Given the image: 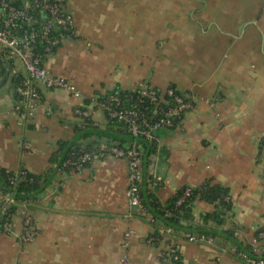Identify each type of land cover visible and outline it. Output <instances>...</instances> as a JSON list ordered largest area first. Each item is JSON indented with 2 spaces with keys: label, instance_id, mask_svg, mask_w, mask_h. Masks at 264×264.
Listing matches in <instances>:
<instances>
[{
  "label": "crops",
  "instance_id": "1",
  "mask_svg": "<svg viewBox=\"0 0 264 264\" xmlns=\"http://www.w3.org/2000/svg\"><path fill=\"white\" fill-rule=\"evenodd\" d=\"M66 6L74 35L45 55L44 65L72 81L81 98L39 83L41 102L21 124L10 75L0 77V168L53 174L29 199L32 240L19 238L20 210L12 232H0V264H163L169 241L149 243L154 225L127 204L125 158L99 159L79 173L53 161L60 141L89 140L75 136L77 105L140 84L173 85L195 97L175 127L157 132L147 189L164 203L182 186L209 180L227 187L232 213L223 228L255 245L254 233L264 228V0H66ZM84 108L105 129L104 111L93 103ZM212 210L196 200L191 225H202ZM128 229L134 233L122 246ZM173 235L174 264H245L219 235L212 244Z\"/></svg>",
  "mask_w": 264,
  "mask_h": 264
},
{
  "label": "built area",
  "instance_id": "2",
  "mask_svg": "<svg viewBox=\"0 0 264 264\" xmlns=\"http://www.w3.org/2000/svg\"><path fill=\"white\" fill-rule=\"evenodd\" d=\"M74 35L73 17L67 9L66 0H0V61L9 65L7 70L10 77L15 79L13 88L14 110L21 124L28 123L34 116L35 110L41 102V92L38 84L49 89H62L72 96L81 98L80 91L69 79L53 74L45 65V55L57 48L61 41ZM136 95L109 93L102 99H91L100 109L107 110L111 118L116 119L125 127L131 140L120 145L106 137H89L78 148H70L63 166L79 173L85 165L106 157L125 158L127 162V204L141 217L149 219L159 233H173L171 227L161 220L151 217L142 202V185L145 180L143 168V153L136 142L137 137L147 140L155 139V131L176 126L183 116L195 107V97L191 93L179 94L172 87L158 92L154 87L140 84ZM125 98V99H124ZM153 103L152 110L147 113L143 101ZM204 101L213 106V99ZM74 115L79 124L80 118L88 113L83 104L77 105ZM7 180L15 185L17 181L26 178L24 169L8 170ZM188 189L185 194L188 193ZM30 198L16 201L13 193L0 196V232L11 233L15 225L17 211H21V232L19 238L23 242L31 241L34 236L33 218L29 212ZM181 199L178 201L180 202ZM17 205L15 211L8 208ZM131 216V214H129ZM134 233L128 229L124 233L122 246H126L128 238ZM188 241H204L212 244L216 241L213 235L202 233L178 232ZM237 236V232L234 233ZM153 237L147 241L152 243ZM256 254H264V247L257 243L264 242V231L254 237ZM248 264H264V259L241 254ZM126 257H123L125 260ZM179 260V253L175 244L170 240L165 251L160 254L163 264H174Z\"/></svg>",
  "mask_w": 264,
  "mask_h": 264
},
{
  "label": "trees",
  "instance_id": "3",
  "mask_svg": "<svg viewBox=\"0 0 264 264\" xmlns=\"http://www.w3.org/2000/svg\"><path fill=\"white\" fill-rule=\"evenodd\" d=\"M8 66L9 65L4 66V63L0 61V77L3 75H8ZM10 81L14 88L15 79L13 77H10ZM168 87L174 88L173 85H170ZM155 89L158 92L161 91L160 89ZM137 92L138 89L132 91L129 89L115 88L103 95H99L97 99H102L109 93H120L135 96ZM176 92L182 94V92L178 90H176ZM88 103H92V101L90 99H87L84 104ZM152 104L153 103L148 102L144 99L142 105L143 107H147V113L152 110ZM103 111L106 118L105 129H100L93 122L91 117L87 115L79 119L81 120V123L75 127V136L77 138H87L91 136L106 137L110 140L118 142L120 145L131 140V136L125 131L124 125L118 122L116 119L109 117L107 110ZM171 128L173 127L165 129ZM86 130H94L95 132L85 133L79 136L80 133ZM159 130L162 129H158L155 131V139L153 140H147L144 137L136 138V142L142 149L143 168L145 172V180L141 190L142 202L146 207L149 215L155 219L161 220L166 226L171 227L174 232L185 231L189 233H202L205 235H219L220 237L233 242L235 244V250L237 253H239L240 256L242 253H245L250 257H263L264 259V254L258 255L255 253V245L244 243L237 239V237L234 235V228H223L226 218L232 213V203L230 199L229 189L227 187L208 180L197 187L182 186L164 203L159 202L153 197L152 193L149 191V189H147L148 177L146 175V169L148 167V164L150 163L149 157L157 151L156 136ZM72 146L74 148H78L77 140L60 141L59 148L53 156V161L58 162V167H64L63 162L67 158L69 150ZM18 169H24L27 171L26 178L23 180H19L15 185H12L7 180L9 171L0 168V196L6 193H13V196L17 202L22 199L33 198L44 188V186H46L48 182L51 181L53 177V174L51 173H46L45 176L42 177V175L33 174L23 167H20ZM187 189L189 191L187 194H185V191ZM180 199L181 201L178 202ZM198 199L212 204L213 210L202 215V225L192 226L190 223L193 217L192 208L194 202ZM17 208V205L13 204L8 208V210L15 211ZM1 218L2 217L0 216V219ZM145 219L149 222L148 218ZM187 222L188 224H186ZM260 231H264V228L258 229L254 233V237H256ZM150 236L154 238L152 244H157L160 241L164 240L170 241L172 237L174 238L173 233H159L158 229L155 226L153 232L148 237ZM244 263L248 264L245 261Z\"/></svg>",
  "mask_w": 264,
  "mask_h": 264
},
{
  "label": "water",
  "instance_id": "4",
  "mask_svg": "<svg viewBox=\"0 0 264 264\" xmlns=\"http://www.w3.org/2000/svg\"><path fill=\"white\" fill-rule=\"evenodd\" d=\"M4 66H6V64H4ZM94 132H95L94 130H86V131L80 133L79 136L82 135V134H85V133H94ZM257 258H262L263 259V257H257Z\"/></svg>",
  "mask_w": 264,
  "mask_h": 264
}]
</instances>
